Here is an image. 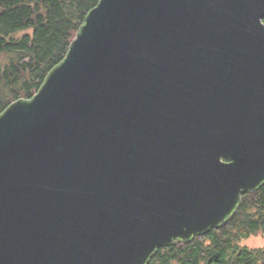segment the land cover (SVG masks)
<instances>
[{"label": "water", "instance_id": "1", "mask_svg": "<svg viewBox=\"0 0 264 264\" xmlns=\"http://www.w3.org/2000/svg\"><path fill=\"white\" fill-rule=\"evenodd\" d=\"M264 184V0H100L0 115V264H148Z\"/></svg>", "mask_w": 264, "mask_h": 264}, {"label": "trees", "instance_id": "2", "mask_svg": "<svg viewBox=\"0 0 264 264\" xmlns=\"http://www.w3.org/2000/svg\"><path fill=\"white\" fill-rule=\"evenodd\" d=\"M100 0H0V115L31 99L60 64ZM264 233V184L246 194L220 229L161 248L148 264H264V248L242 242Z\"/></svg>", "mask_w": 264, "mask_h": 264}, {"label": "rangeland", "instance_id": "3", "mask_svg": "<svg viewBox=\"0 0 264 264\" xmlns=\"http://www.w3.org/2000/svg\"><path fill=\"white\" fill-rule=\"evenodd\" d=\"M242 245L247 246L249 248H264V233L259 234L257 236H253L242 242Z\"/></svg>", "mask_w": 264, "mask_h": 264}]
</instances>
